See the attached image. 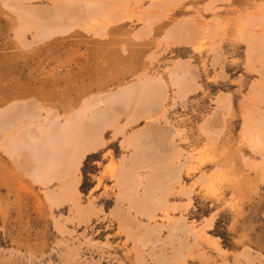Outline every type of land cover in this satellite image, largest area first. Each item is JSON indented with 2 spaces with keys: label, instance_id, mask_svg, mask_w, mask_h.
I'll use <instances>...</instances> for the list:
<instances>
[{
  "label": "rangeland",
  "instance_id": "374dc122",
  "mask_svg": "<svg viewBox=\"0 0 264 264\" xmlns=\"http://www.w3.org/2000/svg\"><path fill=\"white\" fill-rule=\"evenodd\" d=\"M101 1L106 13L87 18L84 23L78 21L82 27L72 21V30L43 40L37 31L47 24L42 14L45 16L58 0H0V111L16 105L35 107L39 121L28 130L37 132L42 118H47L44 125L53 120V124L61 125L85 104L97 103L95 108H101L99 97L101 101L135 87L146 77L161 80L167 97L158 114L137 118L132 126L126 121L132 109L119 111L117 135L112 127L104 131L106 144L85 156L79 173L73 176L79 180L77 192L64 202L54 200L64 195L71 179L75 180L72 175L65 178V184L56 180L47 186L42 184L30 173L36 167L34 161H27L28 169L22 166L26 151L6 150L12 137L21 140L22 134L29 132L28 126L19 122L17 130H0V264H138L144 259V264H155L146 256L150 252L146 248L154 249L160 243L155 247L157 241L149 242V247L140 243L143 230L148 225L160 227L163 236L159 237L165 240L169 226L180 216L189 232L196 234L192 237L195 234L190 236L188 232L185 237L190 263L244 264L238 256L247 250L254 264H264V157L252 147L259 134L258 125L264 120V99L259 100L264 98V0H167V5L166 0H122L123 4L121 0ZM177 27L182 34L174 30ZM169 32L172 38L178 32L182 42L176 36V40L168 37ZM248 45L257 53V63H249ZM183 66H188L192 74L191 92L185 97L170 81ZM225 99L229 100L228 109ZM151 127H158L155 131L162 127L163 132L171 129L172 135L160 140L170 143H158L163 145L162 149L158 145L159 158L166 150V154H179L174 164L183 165L181 180L162 193L167 204L155 208L153 221L137 218L141 230L130 231V238L123 220L114 213L117 208L126 212L129 201L139 200L141 192L120 186L118 172L137 145V141L129 144V138L134 140ZM145 174L141 171L137 175L141 182ZM138 178L134 182H140ZM124 192H128V199ZM77 199L81 206H77L78 212ZM131 216L135 217L133 213ZM197 234L204 238L200 241Z\"/></svg>",
  "mask_w": 264,
  "mask_h": 264
},
{
  "label": "bare ground",
  "instance_id": "6f19581e",
  "mask_svg": "<svg viewBox=\"0 0 264 264\" xmlns=\"http://www.w3.org/2000/svg\"><path fill=\"white\" fill-rule=\"evenodd\" d=\"M116 1H118V0H116ZM22 2H23V0H22ZM120 2H122V0ZM153 2H155V1H153ZM156 2H158V1H156ZM165 2H166V5H167V0ZM169 2H170V0H169ZM122 4H123V2H122ZM125 4H124V6H125ZM136 4H137V1H136ZM53 5L54 6L51 7L52 8L51 10L48 9L49 12H47V14L45 12V14H46L45 16L42 14V18L40 16L41 14L39 13L40 18L42 20H46L47 21V24H45V25L41 24L43 26H40L39 25L40 27L38 26L40 28V30L37 29V31L39 32V35H38L39 38H43V40L44 39L45 40L46 39L49 40L53 36L54 37L59 36V35L61 36V35L65 34V33H67L68 31H70V30L73 29L71 27L72 26L71 25V22L72 21H75V22L77 21L78 22V21L81 20L82 22L81 21L80 22L81 23H84L83 20L86 19V21H87V18L88 19L89 18L91 19L94 16L96 17L97 14L98 15H102L104 13V11H105V10L103 11V9L106 8L105 7V4H103V2L101 0H58V2H56V3L54 2ZM154 5H157V4H154ZM50 6H51V4H50ZM109 9H111V7ZM120 9H121V7H120ZM159 9H160V5H159ZM31 11L33 12L32 8H31ZM122 11L123 10H121V12ZM105 13H106V11H105ZM20 14H22V12ZM134 14H135V12H134ZM22 16L24 17V14ZM194 18H196V17H194ZM41 19H39V20H41ZM102 19H104V18H102ZM196 19H198V18H196ZM26 20H25V22H26ZM173 20L175 21V19H173ZM31 21H34V20L31 19ZM46 21H45V23H46ZM193 22H194V20H193ZM187 23H189V22H187ZM248 23H250V22H248ZM29 24H31V23H29ZM77 24H78V26L80 25L79 22ZM77 24H74V25L77 26ZM19 25H20V21H19ZM177 25L179 26V22H178ZM210 25L212 26V24H210ZM35 26H37V25H35ZM80 26L82 27V24ZM214 27H215V25H214ZM33 29H34V26H33ZM176 29L179 30V34H180L181 33L180 32V28L179 27L174 28V30H176ZM186 30H188V29L186 28ZM192 30H193V28L191 29V31ZM32 31H34V30H32ZM169 31L171 33H174V31H173L172 28H170ZM199 32H200V30H199ZM169 33L167 34V36L168 37L170 36V38H172L173 36L171 35V33L170 34ZM177 33H175L176 35L173 34L174 35V38H172V39L173 40L174 39L176 40V38H177V39H179L180 42H182L181 41L182 38H180V37L178 38L177 37V35H178ZM188 33H189V31H188ZM195 33L197 34L196 31H195ZM248 33H250V32L248 31ZM135 35L132 38H136V40H137L138 37H135ZM191 35H192V33H191ZM200 35H201V33H200ZM29 36H31V35H29ZM175 36H176V38H175ZM17 37H18V35H17ZM21 37H23V35ZM35 37H36V35H35ZM189 37H187L188 40H189ZM195 37L196 38H199V34H198V37L197 36H195ZM195 37H193V38H195ZM183 38H186V37H183ZM261 38H262V36H261ZM21 39L19 38L20 41L23 40V39L22 40ZM201 39H205V38H201ZM190 41L191 40H189V42ZM129 44H132V43H129ZM261 44H263V43H261ZM250 47L251 46H249V49H250ZM258 51L261 52L259 49H258ZM246 55H247V53H246ZM256 56H257V53H255L254 50L250 49L249 52H248V56H246V57L249 58L248 60H249V63H250L251 60H252V62H254V61L256 62L257 59L256 60L254 59V58H256ZM179 64L181 65V63H179ZM186 64H187V61H186ZM259 64H261V62ZM187 67L183 66L182 68L179 69V71L177 73H173L172 76H171V80H170L171 83L173 84V88L176 87L175 89H176V91L178 90V94L181 97H185L188 93L191 92L189 88L192 86V84H190V82H191V75L192 74L190 73V69L188 68L189 69L188 70ZM193 68H192V70H193ZM259 70L261 71V69H259ZM262 70H263L262 73H264V68H262ZM150 77H151V75H150ZM262 78H263V76H262ZM160 81H156V79L155 80H148V78L146 77V81L144 80V82H142L139 85H137L138 84L137 83L136 84L137 86H135V87L134 86L132 88H129L128 87L129 89H127V90L126 89L125 90H121V92H119L117 94L114 93L112 96H109L107 98H104L101 101H100V97H99L98 104L99 103L102 104V107L101 108H99V107L98 108H95L96 105H97V103L96 104H94V103H87V104H85L82 107L81 110H79L78 112L74 113L68 119H66V120L63 119L64 120L63 121L64 123L61 124V125H59V124H53L54 120H53V122L52 121H50V123L48 122L49 123L48 125H44L45 124V121L47 120V118H42V119H44L43 124L41 125L42 127L39 126L41 128L40 129L38 128L39 130L37 132H36V130H37L36 129L35 130L36 133L34 131H29L30 128H31V127L29 128V126H34V124L39 121L38 111H36V109H34L35 107L28 106V104H27V105H23V106H21V105L20 106H18V105H16V106H10V108L1 110L0 111V130H3V131L5 130V133H6V129L8 130L10 127H14L15 128V125H17V123L24 122L25 125L28 126L26 131H29L28 133H26V135L22 134L24 137L27 136L26 139L24 137L22 138V136H21V140L19 139L20 137L18 138V140L13 139L14 137H12L11 140H9L8 142L6 141L7 142L6 150L9 151V152L12 151L14 153L16 151H18V150H21V149L24 150V151H26L27 153L26 152L25 153H26L27 156L24 155L25 156V157H23L24 162L21 160V162H23V165L22 166L24 168H27V167H29L27 161L28 160L34 161L35 162L34 164H36V167L35 168H32V172H30V173H33L34 176L38 180H41L42 184H44V185L47 186V184H49L53 180L54 181L56 180V181H58L60 183L62 182V184H65L64 181H66L65 178H67V176L72 175L70 177H72V178L75 179V177H73V176H74V174H76L78 172L79 167H80L83 159L87 155V153L88 152L90 153V151H94V150L96 152V150L100 146L101 147L103 146V134H104V131L107 128L112 127L114 129V133L113 134L115 136L117 135L116 134V131H118L117 129H119V128H117L116 126H117L118 120L121 119V118L118 119V117L121 115V114L119 115V111H122L123 112L124 110L126 111L127 109H130V108L132 109V110H129L130 112L128 111L129 113H131L130 115L127 112H125V113H127L128 118H129V119L127 118L126 121H127V123L128 122L130 123V124L128 123L130 126H132L131 123L134 122L135 119H137V118H141L142 119L143 117H146L148 119L149 118H153L156 115V112L158 111V109L161 110V107H163L162 106L163 105V102H165L164 100L166 99L167 96H166V91H165V88H164L165 86ZM260 84H261V82H260ZM192 89H196V88H192ZM262 91H264V89ZM257 95H258V91H257ZM101 98H103V97H101ZM263 99L264 98L259 99V100L261 101ZM89 101H90V99H89ZM223 103L225 105H228L229 106V100L228 99L227 100L226 99L223 100ZM263 103H264V101H263ZM121 108H123V109L120 110ZM228 108H230V106L227 107V109ZM158 113H159V111L157 112V114ZM260 114H262V111H261ZM260 114L257 113V115H260ZM263 116H264V114H263ZM123 117H124V115H123ZM166 121H165V123H168ZM137 122H138V120H137ZM20 124H22V123H20ZM148 124H146V125H148ZM151 124L153 125L155 123H151ZM22 125H24V124H22ZM126 125L127 124L125 123V126ZM26 126H24V127H26ZM125 126L123 128H125ZM36 127H38V125ZM152 127H151L152 130H150V129H147L146 130V128H145V130H146L145 131L143 129L144 132H141L140 133V136L138 138H136L137 140L136 139L133 140L132 139L133 138L132 136L130 138L128 137L129 138V144L131 143L132 146H133L136 143V141H137V145H136L135 151L134 152L132 151V155L130 156V159L128 158L129 159V161H127L128 163L126 162L125 164L124 163L122 164V166L124 165L123 166L124 168L122 167L123 168L122 171L120 173L118 172L119 179L116 177V179L119 180L118 182L120 183V186H123V185L124 186H127V189L129 191L131 190V192H133V191L136 192V190L137 191H140L141 192L140 194L142 195V196L140 195V199L139 200H134V201H131V202L129 201V203L127 205V206H129V208H127L126 212H124L122 209L121 210H119L118 208L115 209V212H117V213H114V215L115 214H118V217L117 218L118 219L120 218L121 221L123 220L125 229L127 230V233L129 232V234H128L129 237L131 235L133 237V234H130V231L133 230L132 231V233H133V232L136 231L135 229H137V232H140L139 230H141V227H140L141 226V222L139 220H137L138 217L144 218V219H146V221L147 220L148 221L149 220L150 221L151 220L153 221V215H154V212H156V211H154L155 208H156V210H158V208H159V206L161 204H163L165 201L167 202V199L166 198L164 199L165 201L162 199V196H164V195H162V193L164 194V192L169 191L170 190L169 189V186L172 183H176L177 184V182L181 180V177H180L181 175L180 174H181V168L183 167V165L181 167L180 165L177 164V162H176L177 165L174 164V159H176V157L178 158L177 160L179 161V154H178V156L174 155V153L173 154H171V153L166 154V152H167V150H166L164 152V154H163V157L162 158H159L160 153H161L160 149H162V146H163L161 143H164L165 142V141L164 142H161V141L163 139H166L167 136L170 137V135H172V134H169V132L171 131V129H167V130H170L169 132H163V130L161 129L162 127L159 128L160 130H158V131H155V130L158 129V127L155 128V129L152 128ZM258 127H259L260 130H259V134L257 136V139L259 138L260 141L257 143V139H256L255 142L252 143L254 145V146L252 145V147H253V149L256 148V150H257L256 152H257V155L258 156L260 154L261 157H264V120L261 123H259ZM153 129H154V131H153ZM148 130H150V131H148ZM139 132H140V130H139ZM119 134H120V132H119ZM137 134H135L133 136L136 137ZM18 136H20V135H18ZM252 139L254 140V138H252ZM22 141H23V143H21ZM6 142H5V144H6ZM159 142H161V143L158 144ZM20 143L23 144V147H22V145L20 146ZM127 143H128V140H127ZM166 143H168V142L166 141ZM166 143H164V144H166ZM104 144H106V143H104ZM129 144H127V145H129ZM0 145H1V143H0ZM2 145H3V143H2ZM158 145L161 146L160 149H159V146ZM172 149L174 150V147ZM173 150H171V152H173ZM168 152H170V151H168ZM20 156L22 157V155H20ZM181 156L182 155H180V159L182 158ZM21 157H19V158L17 157V158L20 160ZM17 158H15V159H17ZM123 160H125V158H123ZM19 166H21V165H19ZM21 170H22V168H21ZM141 171H145V173H146L145 176L143 178H141L142 179V182L140 181V179L137 176L139 174V172H141ZM30 173H29V175H30ZM136 177L139 179V180L137 179V181H140V182H134V180L136 179ZM34 179L35 178L33 177V181H34ZM76 179H78V178L76 177ZM76 179L75 180H72L71 179L72 181L71 180L69 181L70 184L68 183L69 185L67 187V190L66 191H65V189L63 190V191H65V193L63 192L64 195L62 193H61L62 195H59V196L57 195V198L54 200V202H57L56 200H58V202H64V200L68 196L71 198L70 194L72 195L75 192H77L76 191L77 190L76 187H78L77 184L79 182L77 183V181H79V180H76ZM66 182H68V181H66ZM66 185H67V183H66ZM60 191H61V187H60ZM129 194H130V192H129ZM169 194L170 193H168V195ZM123 195H126V193L123 194ZM135 195H137V194L135 193ZM124 197H126L127 199L129 198L128 192H127V195L124 196ZM53 198H54V194H53ZM121 199H122V197H121ZM66 200H68V198ZM117 200H118V198H117ZM77 201H79V200L78 199L76 200V203H75L76 204V206H75L76 209H75V211L77 210V206L81 209V206L78 205L79 202H77ZM119 202H120V200H119ZM115 204H114V208H116L115 207ZM162 207H160V208H162ZM88 210H90V209L88 208ZM78 211L79 210H77V212ZM81 212H83V211H81ZM132 213L135 215V217H132L131 216ZM81 214H83V213H81ZM113 218L115 219V216ZM211 224H209V225H211ZM144 226L146 227V224L145 225L143 224L142 225V228ZM156 227L157 226H155V228ZM158 227H159V225H158ZM187 227H188V225L186 226V223H184L183 217L180 216V219L179 220H174L173 223H172V225L169 226V228H168V234H167L168 236H165L166 237L165 240L163 239L162 241H161L160 237L163 236V235L160 236L161 232L158 231V229H161L160 227L159 228H156L157 230L154 229V228H152V226L149 227V225L145 229L143 228L144 230H143V235L140 238L141 240L139 241L140 243L146 245L149 242L152 243L153 241H157V243L154 244V247L157 246V244L160 243V246L159 247H155L154 249H153V247L152 248H146V249H150L149 250L150 252L147 253L148 255H146V254L145 255L147 257H149V258H152V260L155 262V264H193V263H190L188 261L189 258L186 255L188 253V251L191 252L190 251V247L188 246L189 244L188 245L186 244L187 241H188V239H187V241L185 243V237H187L188 232H189V229ZM163 229H164V227H163ZM166 230H165V233H166ZM121 233H122V230H121ZM123 233H126V232H123ZM189 233H190V236H191V234L192 235L195 234V231L194 232H189ZM200 234H197V237L199 239H200V236L202 235V234L201 235ZM198 235H200V236H198ZM203 235H205V234H203ZM132 237H130V238H132ZM192 237H196V234L194 236H192ZM203 238L204 237L202 236L201 239H203ZM201 239H200V241H201ZM136 240H137V237H136ZM136 240L134 239V241H136ZM195 242H196V240H195ZM149 246L150 245L148 244V247ZM214 246L216 248H218V250H221L217 245H213V247ZM140 247H142V246H140ZM132 248H134V247H132ZM155 249L158 250V252L155 251ZM136 250L137 251H140V250H138V248ZM191 250H193V249H191ZM214 251H215V249H214ZM129 252H131V251H129ZM216 252H217V250H216ZM217 253L219 254V252H217ZM137 255H138V253H137ZM62 256H64V255H62ZM143 256L144 255H142V257ZM238 257H240L242 259V261L244 260V262H245L244 264H254L255 263V259L253 258V256L251 255V253L249 251H247V250L244 251V252H242V255L240 254ZM132 258H133V256H132ZM140 259H141V257H140ZM67 261H69V260H67ZM135 261H137V260H135ZM143 261L145 262V259ZM143 261L140 262V263H143ZM150 262L153 263L151 261V259H150ZM140 263H138V264H140ZM213 263H215V261ZM146 264H147V262H146ZM148 264H149V262H148ZM221 264H225L224 261ZM237 264H240V261L237 262Z\"/></svg>",
  "mask_w": 264,
  "mask_h": 264
},
{
  "label": "crops",
  "instance_id": "0c3cea01",
  "mask_svg": "<svg viewBox=\"0 0 264 264\" xmlns=\"http://www.w3.org/2000/svg\"><path fill=\"white\" fill-rule=\"evenodd\" d=\"M104 145H105V144H104ZM104 145H103L102 147L98 148V149L96 150V152L99 151V150H101V149L104 147ZM96 152H95V150H94V151H90V153H89V152L87 153L86 157H87L88 155L94 154V153H96ZM84 160H85V159H84Z\"/></svg>",
  "mask_w": 264,
  "mask_h": 264
}]
</instances>
